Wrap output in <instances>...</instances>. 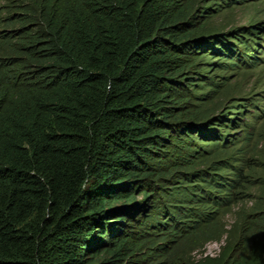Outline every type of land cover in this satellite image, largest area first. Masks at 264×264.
Returning <instances> with one entry per match:
<instances>
[{"label": "trees", "instance_id": "trees-1", "mask_svg": "<svg viewBox=\"0 0 264 264\" xmlns=\"http://www.w3.org/2000/svg\"><path fill=\"white\" fill-rule=\"evenodd\" d=\"M192 2L40 0L19 12L0 54V264H183L161 250L178 238L164 237L154 256L147 242L179 232L175 215L209 218L197 207L170 209L161 179L190 159L188 137L228 135L187 117L195 110L179 88L199 49L235 50L228 35L201 34ZM224 116L234 120L223 114L221 126ZM202 172L212 173L184 171V181ZM189 191L201 198L192 204L217 201ZM227 257L195 264H247Z\"/></svg>", "mask_w": 264, "mask_h": 264}, {"label": "rangeland", "instance_id": "rangeland-1", "mask_svg": "<svg viewBox=\"0 0 264 264\" xmlns=\"http://www.w3.org/2000/svg\"><path fill=\"white\" fill-rule=\"evenodd\" d=\"M39 1L0 0V34L5 32L0 38V54L12 40L11 36L6 37L9 30L22 24L18 20L22 15L19 12H35ZM213 1L219 2L212 4L214 9L201 11ZM192 7L194 13L201 14L193 19L202 23L201 34L228 35L235 50L224 56L203 47L195 54L192 66L183 72L189 76L183 80L185 88H179L181 93L189 95L186 105L195 110L186 116L197 121L210 120L220 133L228 135L229 142L227 139L222 142L224 135L218 136L220 140H205L202 138L208 135L201 134V137L194 134L187 138L192 145L186 144L183 151L189 152L190 159L174 162L178 171L161 179L167 186L166 191H161V198L170 192L173 199L167 201L172 204L170 209L176 210L180 204L184 208L197 207L195 209L204 211L209 219L193 224L187 217L173 216L180 231L152 236L146 252L154 256L159 251L156 246L160 240L178 238L175 245L171 243V247L161 249L166 252L168 261L174 260V263L195 264L205 255H228V261L242 258L247 264H264V26H256L264 22V0H193ZM239 33L247 34V43L239 42L235 37ZM223 114L233 116L234 120L231 122L224 116L226 124L221 126L219 117ZM173 158L181 161L178 155ZM200 169L212 173L202 172L201 176L184 181V171ZM189 190L205 196L210 192L217 201L192 204V196L196 200L201 198ZM141 195L138 192L135 197L140 199ZM155 195V198L159 196L157 192L152 193L148 199ZM183 227L186 230L182 231ZM177 233L181 236H174Z\"/></svg>", "mask_w": 264, "mask_h": 264}]
</instances>
